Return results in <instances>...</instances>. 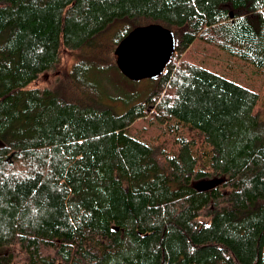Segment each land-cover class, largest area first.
Segmentation results:
<instances>
[{"label":"trees","instance_id":"trees-1","mask_svg":"<svg viewBox=\"0 0 264 264\" xmlns=\"http://www.w3.org/2000/svg\"><path fill=\"white\" fill-rule=\"evenodd\" d=\"M123 19L175 35L142 100L39 83ZM195 41L264 71V0H0V264H264L260 94Z\"/></svg>","mask_w":264,"mask_h":264},{"label":"rangeland","instance_id":"rangeland-1","mask_svg":"<svg viewBox=\"0 0 264 264\" xmlns=\"http://www.w3.org/2000/svg\"><path fill=\"white\" fill-rule=\"evenodd\" d=\"M137 21L115 20L95 39L79 50L65 51L60 69L43 73L39 83L63 91L70 82L68 73L73 65L74 76L80 78L100 101L114 112L122 113L132 104L142 100L154 85V78L131 80L115 66V45ZM196 62L224 73L260 94L259 107L264 109V71H259L243 61L201 42H194L187 53ZM77 68V69H76Z\"/></svg>","mask_w":264,"mask_h":264},{"label":"water","instance_id":"water-1","mask_svg":"<svg viewBox=\"0 0 264 264\" xmlns=\"http://www.w3.org/2000/svg\"><path fill=\"white\" fill-rule=\"evenodd\" d=\"M174 51V32L159 23L132 27L113 49L119 71L131 80L155 78L163 71ZM221 181L222 177L213 176L196 181L194 186L206 190Z\"/></svg>","mask_w":264,"mask_h":264}]
</instances>
